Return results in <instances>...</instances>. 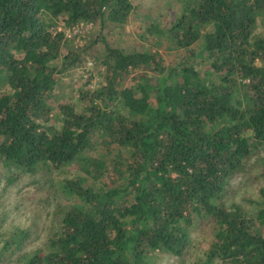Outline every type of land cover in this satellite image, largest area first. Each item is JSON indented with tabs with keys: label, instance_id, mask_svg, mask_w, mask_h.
<instances>
[{
	"label": "trees",
	"instance_id": "trees-1",
	"mask_svg": "<svg viewBox=\"0 0 264 264\" xmlns=\"http://www.w3.org/2000/svg\"><path fill=\"white\" fill-rule=\"evenodd\" d=\"M184 2L164 38L180 51L203 40L206 72L196 63L168 66L154 48L125 52L88 32L74 47L80 36L68 31L80 25L125 28L130 0H0V164L28 174L77 172L64 182L77 203L50 250L22 264L181 257L200 217L215 229L205 264H264V187L254 214L224 202L264 144V35L257 34L264 0ZM89 57L104 70L100 87L55 107L56 76ZM131 76L135 83L124 86ZM113 150L118 156L107 159Z\"/></svg>",
	"mask_w": 264,
	"mask_h": 264
},
{
	"label": "rangeland",
	"instance_id": "rangeland-1",
	"mask_svg": "<svg viewBox=\"0 0 264 264\" xmlns=\"http://www.w3.org/2000/svg\"><path fill=\"white\" fill-rule=\"evenodd\" d=\"M184 1L130 0L134 10L125 28L114 24H106L104 28L100 25H80L78 32L71 30L69 37L72 39L73 35L80 36L74 39V47H81L86 43L87 38L83 37L88 32L92 40L105 36L112 47L125 52L154 48L162 53L168 66L196 63L200 70L206 72L211 61L206 53H202L203 40L190 51H180L168 38H164V31L171 28L182 14ZM151 27L163 32L153 37L149 32ZM58 30H64L62 25ZM257 34L264 35L263 24L257 28ZM95 51L99 56L103 55L101 43L95 47ZM90 61L92 64H89ZM103 71L99 63L89 57L84 67L58 74L51 101L58 107L66 102H75L83 90L98 89L103 80ZM134 83L131 76L124 86ZM98 153L105 155L106 152L101 150ZM116 155L117 150H113L107 155V159H114ZM263 162L264 144L245 160L243 170L231 180L229 192L224 199L225 205L236 203L248 214L255 213V205L261 202L260 190L264 187ZM76 174V170L71 167L61 170L44 168L35 174H28L15 167L0 164V264H22L24 257L36 251L50 250L49 241L58 235L63 215L77 203L76 198L64 188V182ZM197 219L190 229L191 245L185 254L175 257L158 253L152 264H205L215 229L208 218ZM6 246H9L8 250Z\"/></svg>",
	"mask_w": 264,
	"mask_h": 264
},
{
	"label": "built area",
	"instance_id": "built-area-1",
	"mask_svg": "<svg viewBox=\"0 0 264 264\" xmlns=\"http://www.w3.org/2000/svg\"><path fill=\"white\" fill-rule=\"evenodd\" d=\"M78 28H79V26L78 27H75V28H73V31L76 33V32H78ZM71 31H69L68 33H70Z\"/></svg>",
	"mask_w": 264,
	"mask_h": 264
}]
</instances>
